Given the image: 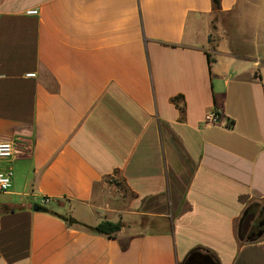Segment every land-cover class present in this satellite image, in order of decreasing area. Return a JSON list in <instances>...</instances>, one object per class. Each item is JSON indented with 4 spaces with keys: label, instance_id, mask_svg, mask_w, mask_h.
<instances>
[{
    "label": "crops",
    "instance_id": "0c3cea01",
    "mask_svg": "<svg viewBox=\"0 0 264 264\" xmlns=\"http://www.w3.org/2000/svg\"><path fill=\"white\" fill-rule=\"evenodd\" d=\"M13 140L0 264H264V0H0Z\"/></svg>",
    "mask_w": 264,
    "mask_h": 264
},
{
    "label": "built area",
    "instance_id": "2783aa9c",
    "mask_svg": "<svg viewBox=\"0 0 264 264\" xmlns=\"http://www.w3.org/2000/svg\"><path fill=\"white\" fill-rule=\"evenodd\" d=\"M30 13H37V10H32ZM206 124H217L224 125V119L221 113L216 110L209 111L205 116ZM229 124H225V126ZM18 154V142L13 141H2L0 142V163L4 161H10ZM13 167L11 165H6L0 168V192H7L13 186Z\"/></svg>",
    "mask_w": 264,
    "mask_h": 264
},
{
    "label": "trees",
    "instance_id": "16d2710c",
    "mask_svg": "<svg viewBox=\"0 0 264 264\" xmlns=\"http://www.w3.org/2000/svg\"><path fill=\"white\" fill-rule=\"evenodd\" d=\"M213 6L214 9H220L221 7V0H213ZM211 61V60H210ZM45 211H49V209H47L45 206H43ZM251 207V206H250ZM255 207V206H254ZM7 208L6 210H14L15 208H10L9 206L5 207ZM249 210V208H248ZM65 220H67L69 222V224L73 225H80L81 227L92 231L94 233H98V234H103V235H107L109 237H113L116 235V233L122 228L123 224L121 221L118 222H114L111 220H103L100 223H98L95 226H91L85 223H82L80 221H77L76 219H74L73 217H64Z\"/></svg>",
    "mask_w": 264,
    "mask_h": 264
},
{
    "label": "water",
    "instance_id": "95a60500",
    "mask_svg": "<svg viewBox=\"0 0 264 264\" xmlns=\"http://www.w3.org/2000/svg\"><path fill=\"white\" fill-rule=\"evenodd\" d=\"M33 209L38 211V210H43L44 207L43 205L41 204H38V203H35L33 204ZM248 209L245 211L244 215H243V218L241 219V222H240V225H239V234H240V237H244L245 236V233L247 231V229L249 228L250 224H251V221L253 220V217H249L248 215ZM262 232L259 233V235H261ZM250 239H255V237H250ZM190 258H193V257H196V258H199L200 260V263H209V264H217L214 260V258L206 253H202L200 251H192L189 255Z\"/></svg>",
    "mask_w": 264,
    "mask_h": 264
},
{
    "label": "flooded vegetation",
    "instance_id": "af4514ba",
    "mask_svg": "<svg viewBox=\"0 0 264 264\" xmlns=\"http://www.w3.org/2000/svg\"><path fill=\"white\" fill-rule=\"evenodd\" d=\"M249 217H253L249 228L246 233L249 235L258 234L264 227V213L261 210H258L256 207H249L248 214Z\"/></svg>",
    "mask_w": 264,
    "mask_h": 264
},
{
    "label": "rangeland",
    "instance_id": "374dc122",
    "mask_svg": "<svg viewBox=\"0 0 264 264\" xmlns=\"http://www.w3.org/2000/svg\"><path fill=\"white\" fill-rule=\"evenodd\" d=\"M223 17H224V16H223ZM228 19H229V16H228V15H225V20L228 21Z\"/></svg>",
    "mask_w": 264,
    "mask_h": 264
}]
</instances>
